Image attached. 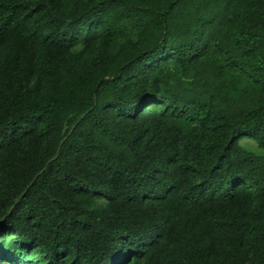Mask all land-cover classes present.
I'll list each match as a JSON object with an SVG mask.
<instances>
[{
    "label": "trees",
    "instance_id": "obj_1",
    "mask_svg": "<svg viewBox=\"0 0 264 264\" xmlns=\"http://www.w3.org/2000/svg\"><path fill=\"white\" fill-rule=\"evenodd\" d=\"M264 0H0V264H264Z\"/></svg>",
    "mask_w": 264,
    "mask_h": 264
},
{
    "label": "clouds",
    "instance_id": "obj_2",
    "mask_svg": "<svg viewBox=\"0 0 264 264\" xmlns=\"http://www.w3.org/2000/svg\"><path fill=\"white\" fill-rule=\"evenodd\" d=\"M237 147L242 152H248L254 156L264 157V145H261L254 137L241 138L237 141Z\"/></svg>",
    "mask_w": 264,
    "mask_h": 264
}]
</instances>
